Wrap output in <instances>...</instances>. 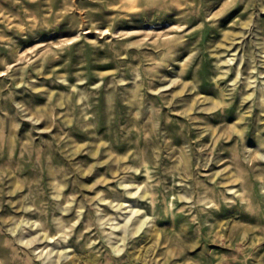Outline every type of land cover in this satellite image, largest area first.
Listing matches in <instances>:
<instances>
[{
  "label": "rangeland",
  "instance_id": "rangeland-1",
  "mask_svg": "<svg viewBox=\"0 0 264 264\" xmlns=\"http://www.w3.org/2000/svg\"><path fill=\"white\" fill-rule=\"evenodd\" d=\"M219 90L231 110L215 106ZM257 146L264 153V0H0L3 264L41 263L49 242L32 251L20 240L42 237V226L20 234L36 219L49 233L54 217L72 232L86 216L97 225L112 210L99 196L135 200L146 223L128 244L94 229L78 264H264ZM153 186L154 204L139 197ZM167 205L158 227L154 208ZM76 243L49 250L66 263Z\"/></svg>",
  "mask_w": 264,
  "mask_h": 264
},
{
  "label": "bare ground",
  "instance_id": "bare-ground-1",
  "mask_svg": "<svg viewBox=\"0 0 264 264\" xmlns=\"http://www.w3.org/2000/svg\"><path fill=\"white\" fill-rule=\"evenodd\" d=\"M234 60L233 59H229V61H232ZM230 71V70H229ZM243 74V69H238L237 70V78L239 76H241ZM228 75V73H227ZM226 74H224V76H227ZM218 100H216L215 102V106L217 108L220 109V105H222V108L225 109V110H231V105L233 104L234 105V99L232 100H229L227 99L226 97L228 96L226 94V92L224 90H219L218 92ZM211 101H214L210 98ZM210 108H207V109H214L215 107L214 106H209ZM192 109V108H191ZM190 108L188 109L191 110ZM194 111V109L192 110ZM227 116H224L223 119H226ZM240 121L239 122H243L246 120V117L245 116H240L238 118ZM239 129V130H238ZM236 132H237V136H236V139L237 140H243V155H246L247 153V150H250L249 149V146L248 145H245L244 142L245 140L248 138V136H246V131L244 130V128H241L239 125L238 127L235 128ZM97 131V130H96ZM213 134L215 133L214 130L212 131ZM256 152L252 155H257L258 158H264V153L261 151V149L259 148V146L256 147ZM98 152V149L97 151L93 154V155H96ZM239 152H237L238 154ZM246 157V156H245ZM41 158V157H40ZM40 160V159H39ZM144 163L146 165V160H144ZM43 164V163H42ZM136 169V171H138L139 169L134 167ZM124 169H127L126 167H124ZM147 173L149 172V169L147 168L146 169ZM118 172V171H117ZM115 170H113V173H117ZM67 175V174H66ZM62 176V175H61ZM65 176V175H64ZM53 181H55V177L53 179ZM56 182V181H55ZM64 185L61 184L60 182L57 183L54 187L57 189V192H56V196L57 197H60L62 194L60 192V190L62 189ZM141 184H138L137 185V189L135 192H132V191H129L128 193L131 195L132 198H134L133 196L137 195L139 190L141 189ZM127 187V186H126ZM149 187V185H148ZM147 187V188H148ZM31 188V187H30ZM230 191L233 190V188H229ZM157 187L153 186L152 189H146L145 190V193L140 195L139 197L142 198V199H146V200H152L153 204L155 203V195L157 193ZM231 193V192H230ZM72 194V193H71ZM97 195H103L102 194V191L101 192H98ZM100 198H98L100 201H101V204H98L97 206L100 207L102 205H109L111 207V212L109 213H106L105 216H100L98 218V224L95 225V223H93L87 216L86 218L84 217L82 222L80 223V225L77 227V229L72 232V230H69L70 226H68V223H67V219L65 218H59V219H56L55 217L53 218V221L55 223V228L57 229V232L56 233H49L48 232V228L44 226V223L43 222H39L37 219L32 221V224L30 226V229L29 230H26V227H22L21 228V235H24V232H31L32 230H34L33 228L36 226L39 227V226H42V229L44 230L41 231L43 232L42 233V237H38V236H35L31 239H27L25 240L24 237H20V240L21 242L25 243L26 246H29L31 247L33 250L32 251H36L38 250L41 246L38 245V244H41V243H45L46 241H48L49 243L46 244V246L39 251V255H37L39 258H41V263L39 264H78V260H81V257H80V254L82 255L83 253L85 254L86 253V249L85 247L82 245V241L83 240H90L92 242L93 238H90L88 239V235L94 230V229H97L98 232H101L103 233V239L105 241H107L108 243H111V241H115L116 244H118L119 242H123V244H128V242H135V235L138 234L140 232V230L143 228L144 224L146 223V220H144V218L142 219L141 216L138 215V212H139V209H133L132 207V204L131 202H134L135 200L133 201H129V200H125L123 202H120L121 204H115V200L116 199H112V200H109L107 199L105 196L101 197L99 196ZM191 198V197H190ZM243 199H250V197H245ZM42 200V199H41ZM205 199H202L200 198L199 201H204ZM251 200V199H250ZM80 201V200H79ZM35 202V201H34ZM53 202V201H52ZM55 202V201H54ZM214 203L215 205H219L217 203V201L215 199H212L210 198V200L207 202L208 204L210 203ZM63 203H66L67 205H69L70 203H72V200H70V198H67L65 199V201H63L62 203H59V208H61L60 210H62L63 212H69L71 210V207L67 206L66 208L63 207ZM80 203V202H79ZM119 203V202H118ZM65 204V205H66ZM174 204H172L173 206ZM51 206V205H50ZM54 206V205H53ZM56 207V206H55ZM54 207V208H55ZM84 205L83 204H78L77 206V209L76 211H79V218L77 221H75V224L78 223V221L80 220V216L82 215V210L84 209ZM26 209H30L32 208V206L30 205H27L25 206ZM47 208V207H46ZM58 208V207H57ZM108 209L107 206L104 207V211H106ZM35 210V209H34ZM50 210V209H49ZM99 210V209H98ZM97 210V211H98ZM154 210H157L158 211V215L160 216V218H158L157 220H155V225H157L158 227L161 226V224H165V220H163L164 218H166V212H169L168 211V205L167 207H165L164 210H161V207L159 208V206H156L154 208ZM40 211V210H39ZM72 211V210H71ZM32 212V211H31ZM41 212V211H40ZM34 213V212H33ZM42 213V212H41ZM56 214V213H55ZM89 214V213H88ZM135 215V216H134ZM134 216V218H133ZM65 217V216H64ZM124 220L125 221V226H126V229L124 230L121 226H120V222H115L117 220ZM132 220V223L129 225V222ZM25 221L22 220V223ZM29 222V220L27 221ZM26 222V223H27ZM50 222V221H48ZM21 223V222H20ZM21 223V224H22ZM74 224V225H75ZM133 226V227H132ZM132 227V229H131ZM100 229V230H99ZM3 230V229H2ZM123 233L124 234H120V233ZM154 231V230H153ZM38 232V231H37ZM73 233V235H72ZM154 236L153 237H156V240L160 239V237L162 236V233L161 232H157V231H154ZM72 235V236H71ZM45 239V240H44ZM41 240V241H40ZM126 240L127 243H126ZM79 243H76L78 242ZM95 243L97 242L96 239H94ZM63 242H68L69 244L70 243H76V244H79L77 247H78V251L79 253H77L78 255L76 257H78V259L75 258V255L74 254L70 260H68L66 263H63L64 260H66L70 254H65L63 252L61 253H57L56 255L57 256H52V254L54 253V249H50L49 250V246L51 245L50 243H54V246L55 245H58V244H63ZM75 245V244H74ZM106 247V245H104ZM114 248V251L115 253H119L121 252V249L122 247L120 245H117V246H113ZM6 251L7 249H4V255H6ZM77 251V250H76ZM91 250H89L88 252H90ZM87 252V253H88ZM103 253V252H102ZM101 253V254H102ZM30 255V254H29ZM109 257L107 258V261L109 263H111V257L109 254H107ZM57 257V260L55 259ZM117 258V257H116ZM87 260V259H86ZM17 262V260H15ZM40 261V260H39ZM96 261L95 260H92V262ZM123 261V258H120L119 260H117V264H120L121 262ZM85 262V261H84ZM18 263V262H17ZM0 264H3V261L0 259ZM4 264H11L9 262H5L4 261ZM26 264H34L33 263H30V262H26ZM85 264V263H83Z\"/></svg>",
  "mask_w": 264,
  "mask_h": 264
}]
</instances>
